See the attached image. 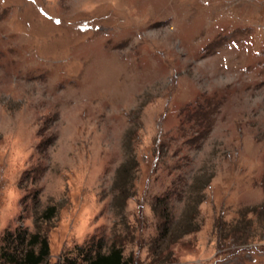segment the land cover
I'll return each instance as SVG.
<instances>
[{"label":"rangeland","instance_id":"rangeland-1","mask_svg":"<svg viewBox=\"0 0 264 264\" xmlns=\"http://www.w3.org/2000/svg\"><path fill=\"white\" fill-rule=\"evenodd\" d=\"M36 231L49 264H264V0H0V264Z\"/></svg>","mask_w":264,"mask_h":264},{"label":"trees","instance_id":"trees-1","mask_svg":"<svg viewBox=\"0 0 264 264\" xmlns=\"http://www.w3.org/2000/svg\"><path fill=\"white\" fill-rule=\"evenodd\" d=\"M121 184L122 185L119 186V189L125 190V188H123V183ZM205 184L206 182L197 183L194 190L188 192V197L183 203L182 211L173 223V227L169 232L168 239L170 243L175 242L177 237H179L180 235L192 232L196 229V221H194L197 211L196 207L197 204L202 200L200 190L205 186ZM158 200L161 201L159 202V205L161 206L160 214L165 213L164 222H166L171 218L169 217V209L167 206L168 204L166 203V199ZM186 209L187 211H189L187 216L185 213L183 214V210ZM54 213L55 207L53 205L45 207L42 213V220H49L53 217ZM166 224L167 223H164L163 226H166ZM190 224L192 226H190ZM178 230L180 231V233L175 234V232H177ZM16 238L18 242L16 244L20 245L18 253L16 255L8 254L7 256H5V258L11 264H49L47 260L48 243L44 235H41L38 231L28 235L23 234L22 232L17 235ZM122 252V246L120 245V243L114 240L110 242V244H108L106 249H104L103 251L95 250L94 252H84L80 254L79 258L65 257L62 259L60 264H129V259H126L123 256Z\"/></svg>","mask_w":264,"mask_h":264}]
</instances>
